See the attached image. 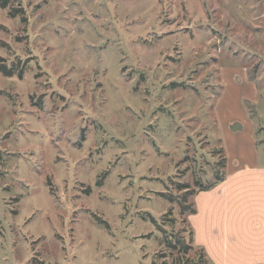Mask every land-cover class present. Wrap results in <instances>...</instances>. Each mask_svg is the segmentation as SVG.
<instances>
[{
	"label": "rangeland",
	"instance_id": "374dc122",
	"mask_svg": "<svg viewBox=\"0 0 264 264\" xmlns=\"http://www.w3.org/2000/svg\"><path fill=\"white\" fill-rule=\"evenodd\" d=\"M0 58V264H201L164 195L232 114L264 167V0H9Z\"/></svg>",
	"mask_w": 264,
	"mask_h": 264
},
{
	"label": "crops",
	"instance_id": "0c3cea01",
	"mask_svg": "<svg viewBox=\"0 0 264 264\" xmlns=\"http://www.w3.org/2000/svg\"><path fill=\"white\" fill-rule=\"evenodd\" d=\"M243 78H238L242 84ZM240 117L232 114L222 123L228 160L224 180L198 192L196 214L187 216L193 246L212 264H264V167L259 166L252 123ZM246 127L247 134L241 135Z\"/></svg>",
	"mask_w": 264,
	"mask_h": 264
},
{
	"label": "trees",
	"instance_id": "16d2710c",
	"mask_svg": "<svg viewBox=\"0 0 264 264\" xmlns=\"http://www.w3.org/2000/svg\"><path fill=\"white\" fill-rule=\"evenodd\" d=\"M0 5L2 8L6 9L9 5V0H0ZM12 16L15 15V12L14 13H11ZM0 73L7 77V78H10L13 76L14 74V68L11 69L9 66H7L3 61L2 59L0 58ZM23 72L21 73V78L23 77ZM222 152V151H221ZM223 153V152H222ZM219 166L220 168H225L226 166V159H225V156L222 158L221 162L219 163ZM215 181L213 184L211 185H201L199 186L198 183L197 186H199V188L195 191H191L189 190L190 188L188 186H184V185H181L180 188L181 190H188L182 197H173V196H168L166 197V194L164 195L165 198H167L170 202L172 203H177L180 208H181V211H182V214L183 215H194L196 214V209L194 207V204H191V205H186L187 204V200L189 197H194L198 192H204V191H209L211 190V188L218 182H222L224 180V177L221 176V175H218V173H216V177H215ZM190 235H191V238H190V241L192 243V246L190 247H186L182 241H178L177 244H179V246H181L182 250L184 252H186L187 250H197L200 254V263L201 264H209L208 260L206 259L205 255L203 254V251L200 250V249H196V247L193 246V231L190 229ZM170 245L176 249L177 247L176 246H173L171 243Z\"/></svg>",
	"mask_w": 264,
	"mask_h": 264
}]
</instances>
